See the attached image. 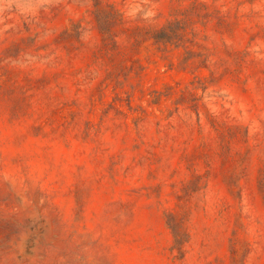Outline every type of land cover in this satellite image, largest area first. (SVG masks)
I'll list each match as a JSON object with an SVG mask.
<instances>
[{"label":"rangeland","instance_id":"1","mask_svg":"<svg viewBox=\"0 0 264 264\" xmlns=\"http://www.w3.org/2000/svg\"><path fill=\"white\" fill-rule=\"evenodd\" d=\"M0 264H264V0H0Z\"/></svg>","mask_w":264,"mask_h":264}]
</instances>
